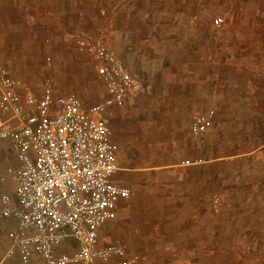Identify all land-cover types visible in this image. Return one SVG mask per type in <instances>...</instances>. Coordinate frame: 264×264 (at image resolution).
I'll return each instance as SVG.
<instances>
[{
	"label": "crops",
	"instance_id": "obj_1",
	"mask_svg": "<svg viewBox=\"0 0 264 264\" xmlns=\"http://www.w3.org/2000/svg\"><path fill=\"white\" fill-rule=\"evenodd\" d=\"M187 1L0 0V64L20 80L23 98L43 94L40 76L46 71L53 75L56 95L76 93L85 106L106 97L100 72L76 46L78 35H100L140 80L138 92L102 113L118 146L112 180L131 194L118 200L116 216L98 236L99 245L121 243L128 256H140L136 264H217L216 228L202 240L200 218L202 200L216 188L218 176L232 202L264 201V11L244 15L251 0H239L228 23L231 31L220 38L198 29L215 0H191L189 16L184 15ZM188 25H196V31ZM207 109L215 111L211 133L239 137L238 148L225 154L227 159L239 155V163L224 164L223 172L210 162L202 173L192 160L200 146L190 121ZM19 166L10 141H3L0 198L14 193L8 169ZM15 231L17 218L0 217V261L42 264L37 253L27 263L17 251L7 255ZM56 247L71 253L77 242L67 238ZM109 264L124 263L113 256Z\"/></svg>",
	"mask_w": 264,
	"mask_h": 264
},
{
	"label": "built area",
	"instance_id": "obj_2",
	"mask_svg": "<svg viewBox=\"0 0 264 264\" xmlns=\"http://www.w3.org/2000/svg\"><path fill=\"white\" fill-rule=\"evenodd\" d=\"M211 23L221 28L227 19L219 14ZM75 42L79 51L97 61L107 91L101 102L85 106L75 93L56 95L51 76L44 78L39 98H23L20 80L0 64V148L9 140L21 160V166L8 169L14 175V193L0 198V217L17 218L19 227L10 233L13 244L7 255L17 251L25 263L37 253L42 264H109L113 256L136 264L140 256H128L121 243L99 245L98 236L99 228L116 216L118 200L131 194L112 180L118 169V146L102 113L138 92L141 82L103 38L78 35ZM47 61L51 63V58ZM214 115L213 109L195 113L192 134L203 136ZM224 198L213 194L215 212L222 209ZM27 229L31 233L23 235ZM67 238L75 240L77 248L57 252L56 246Z\"/></svg>",
	"mask_w": 264,
	"mask_h": 264
},
{
	"label": "rangeland",
	"instance_id": "obj_3",
	"mask_svg": "<svg viewBox=\"0 0 264 264\" xmlns=\"http://www.w3.org/2000/svg\"><path fill=\"white\" fill-rule=\"evenodd\" d=\"M208 1L209 0H206V2ZM238 2L239 0H215L211 3L215 4L214 6L207 5L208 8L206 6V11L202 13V16H205L206 21L199 25L198 29L201 27L203 32L218 36L220 35V38H222V35L231 31V26H228V23L231 21V18L236 17ZM263 4L264 0L261 2L258 0H251L248 9L244 8L243 14L259 16L260 13L264 11ZM191 6L192 1L188 0L185 4L184 15L189 11H192V9L190 10ZM181 11L183 10L181 9ZM219 14L226 17L227 23L221 28H215L213 27L211 20L213 16ZM188 26L192 27L189 28V31H196V25ZM99 37L101 36L99 35ZM221 45L222 42H217L218 48L221 47ZM87 54L88 66H91L92 68L94 67L99 71L95 57L89 53ZM46 76L52 77L53 75L48 71L44 72V74L40 76L41 83H43ZM102 81L103 80L100 78V92H103L104 88H106ZM220 90L221 89L218 87V92ZM221 107H223V105ZM215 134V132L211 133V131L208 130L203 136H193L195 143H198V146H200V155L192 160L202 166V173L204 171L206 173L208 172L210 162L220 167L221 172H223L222 170L225 167L224 164L229 163V165L232 166V164L237 163V161L239 163L240 157L237 154H234L237 156L233 159L225 158V154L228 151L231 153L238 148L239 137H216ZM216 178L217 179H215L214 182L212 181L214 186L217 183L216 188L210 191L206 200H202V217L200 218L202 240H204L203 236H207L209 228H216L217 264H264V201L242 202L243 204L238 201L232 202L230 199V191L221 186L223 179H221V176ZM215 193H219L225 197L223 207L219 212H215L212 205V197ZM230 244H232V248L229 247ZM228 257L229 260L226 261V258Z\"/></svg>",
	"mask_w": 264,
	"mask_h": 264
}]
</instances>
